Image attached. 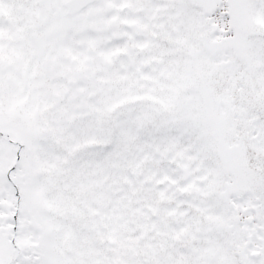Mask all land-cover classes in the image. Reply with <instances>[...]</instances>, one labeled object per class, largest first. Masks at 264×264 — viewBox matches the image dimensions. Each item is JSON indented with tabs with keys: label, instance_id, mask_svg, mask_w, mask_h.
<instances>
[{
	"label": "flooded vegetation",
	"instance_id": "1",
	"mask_svg": "<svg viewBox=\"0 0 264 264\" xmlns=\"http://www.w3.org/2000/svg\"><path fill=\"white\" fill-rule=\"evenodd\" d=\"M255 7L259 0H0V158L33 155L31 120L17 115L38 101L80 104L86 65L133 76L145 62L146 80L160 75L165 61L156 59L158 53L176 44L171 36L178 38L183 50L192 52V66L202 67L186 72L190 81L180 92L178 110H201L205 104L212 118H181L191 126L175 129L171 150L164 146L154 154L175 173L182 171L186 182L193 173L183 167L185 158L168 161V156L189 155L198 172L208 164L215 168L203 181L210 188L206 200L214 205L211 220L204 214L209 211L194 202L173 204L207 227L205 241L213 234L222 245L220 258L208 255L202 263L195 258L182 264H264V75L252 61L253 44L264 50V27L248 18ZM86 35L97 42L94 47L75 41ZM205 142L207 149H196ZM214 142L228 145L216 149ZM10 166L7 172L15 181L28 170L20 165L11 171ZM28 215L29 226L40 231ZM4 234L3 228L0 244ZM190 241L189 252L200 256L195 244L204 241Z\"/></svg>",
	"mask_w": 264,
	"mask_h": 264
},
{
	"label": "rangeland",
	"instance_id": "2",
	"mask_svg": "<svg viewBox=\"0 0 264 264\" xmlns=\"http://www.w3.org/2000/svg\"><path fill=\"white\" fill-rule=\"evenodd\" d=\"M263 3L259 0V7L248 15L260 27H264ZM171 39L176 44L162 46L161 56L158 53L156 58L165 61L158 67L160 75L145 80V62L133 76L86 65V91L80 104L62 106L45 100L23 111L36 139L28 170H22L24 177L17 184L27 192L22 197L26 206L34 207L35 197L41 202L47 264H182L195 258L202 263L208 255L221 257V242L216 243L213 234L205 241L207 227L188 215L186 208L177 207L194 202L209 211L214 206L206 200L210 188L203 181L215 168L208 164L198 172V165L188 162L192 159L189 155L168 156V161L175 156L177 160L185 158L183 167L193 173L186 182L182 171L175 173L154 154L164 146L171 150L170 134L175 129L191 126L181 118H212L205 104L201 110H178L180 92L190 81L186 72L192 52L184 54L180 39ZM75 41L88 47L97 43L88 35ZM252 49V61L264 75V50L259 43ZM142 58L145 60V55ZM93 76L95 81H91ZM178 132L176 140L183 130ZM199 146L196 149H207L206 142ZM30 169L35 171L34 177L29 176L31 180L24 184L28 181L24 173ZM9 188L13 190L11 185ZM204 214L212 219V212ZM192 237L204 241L195 244L202 251L198 257L189 252Z\"/></svg>",
	"mask_w": 264,
	"mask_h": 264
},
{
	"label": "trees",
	"instance_id": "3",
	"mask_svg": "<svg viewBox=\"0 0 264 264\" xmlns=\"http://www.w3.org/2000/svg\"><path fill=\"white\" fill-rule=\"evenodd\" d=\"M35 172H32V177H34ZM2 182L8 183V180L6 178V173L4 171L0 172V205L3 204L1 201V186ZM31 198V197H30ZM36 203H40L38 198H33ZM31 199V200H33ZM24 202H21L20 209L24 208ZM7 205L5 204L4 207ZM3 216V215H2ZM4 217H9V214H4ZM1 219V214H0ZM1 230V226H0ZM13 231L6 228L5 233V239H6V251H7V262L8 264H12L16 260H20L21 263H27V264H35L36 262H39L40 264H46V259L42 257V255L39 256V259H35V252L32 249L33 243L32 241L27 237H21L20 242L17 240L15 234L11 233ZM25 254H23V252ZM30 251V253H28ZM34 252V253H33ZM19 256V259H17ZM17 257V258H16Z\"/></svg>",
	"mask_w": 264,
	"mask_h": 264
},
{
	"label": "water",
	"instance_id": "4",
	"mask_svg": "<svg viewBox=\"0 0 264 264\" xmlns=\"http://www.w3.org/2000/svg\"><path fill=\"white\" fill-rule=\"evenodd\" d=\"M18 164H19V157H16L13 162L12 168L14 169L16 166H18Z\"/></svg>",
	"mask_w": 264,
	"mask_h": 264
}]
</instances>
